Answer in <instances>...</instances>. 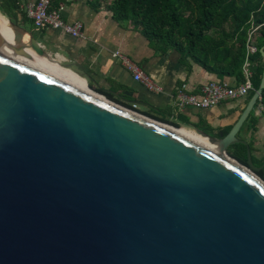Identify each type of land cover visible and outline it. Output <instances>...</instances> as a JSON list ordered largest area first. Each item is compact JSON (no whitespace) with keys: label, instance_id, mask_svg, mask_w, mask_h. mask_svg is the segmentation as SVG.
I'll return each instance as SVG.
<instances>
[{"label":"water","instance_id":"95a60500","mask_svg":"<svg viewBox=\"0 0 264 264\" xmlns=\"http://www.w3.org/2000/svg\"><path fill=\"white\" fill-rule=\"evenodd\" d=\"M1 18L0 264H264V179L238 138L264 70L226 137L197 131L216 148L65 80Z\"/></svg>","mask_w":264,"mask_h":264},{"label":"crops","instance_id":"0c3cea01","mask_svg":"<svg viewBox=\"0 0 264 264\" xmlns=\"http://www.w3.org/2000/svg\"><path fill=\"white\" fill-rule=\"evenodd\" d=\"M19 1L20 11L14 16L19 26L17 32L21 35L23 29L32 32L49 55L61 65H69L70 70L80 75L87 87L146 116L188 130H205L218 137L222 132L232 130L254 93L227 100L211 109L180 107L176 94L183 84L187 85L189 93L199 94L210 81L237 86L244 77L241 81L230 76L221 79L218 74L196 63L188 70L176 51H156L131 22H116L106 6L94 10L88 5V0H54V7L63 6L65 21H80L83 24L84 38H74L60 30L37 29L26 12L27 4L37 0ZM28 39L29 36L24 35V40ZM115 52L123 53L134 61L162 87V92H152L136 81L134 73L113 57ZM251 66L254 72L257 63L251 61ZM258 105L259 100L238 134L240 140L249 144L252 163V159L258 161L264 158V110H259Z\"/></svg>","mask_w":264,"mask_h":264},{"label":"trees","instance_id":"16d2710c","mask_svg":"<svg viewBox=\"0 0 264 264\" xmlns=\"http://www.w3.org/2000/svg\"><path fill=\"white\" fill-rule=\"evenodd\" d=\"M88 5L94 10L106 6L118 23L131 22L156 51H176L188 70L196 63L221 79L226 76L243 79L249 34L257 27L254 35L257 51L250 55V60L257 63L252 78L255 90L261 83L264 0H88ZM0 11L14 19L20 11V1L0 0ZM259 101L264 104V89ZM228 133L227 130L214 137L223 139ZM247 152L243 144L229 147L230 155L245 165ZM252 160L260 169L256 172L264 179V158Z\"/></svg>","mask_w":264,"mask_h":264},{"label":"built area","instance_id":"2783aa9c","mask_svg":"<svg viewBox=\"0 0 264 264\" xmlns=\"http://www.w3.org/2000/svg\"><path fill=\"white\" fill-rule=\"evenodd\" d=\"M63 6L54 7L52 0H37L35 3H29L26 6L28 18L39 30L53 29L60 30L74 38H84L83 24L80 21L73 23L64 20L62 15ZM257 27L253 28L249 34L248 52L243 65V81L237 86L222 81H210L205 84L199 94L189 93L187 85L183 84L178 87L176 101L180 107H193L200 110L211 109L227 100H234L243 97L255 90L252 77L253 69L251 66L250 55L257 51L254 44V35ZM113 57L118 59L121 64L134 73L136 81L141 82L150 91L161 93L162 87L146 75L138 65L128 56L120 52L113 53ZM261 100V99H259ZM259 110H264V104L259 101Z\"/></svg>","mask_w":264,"mask_h":264},{"label":"bare ground","instance_id":"6f19581e","mask_svg":"<svg viewBox=\"0 0 264 264\" xmlns=\"http://www.w3.org/2000/svg\"><path fill=\"white\" fill-rule=\"evenodd\" d=\"M0 22L2 24V31H3V34L5 35V37L8 38L9 40L13 41L14 35H13V31H12L10 25L8 24V21L4 18H1ZM48 62L56 74H58L59 76H61L65 80L69 81L70 83H72V84L82 88L83 90L89 92L85 81L82 80L77 75H75L72 71L66 70L63 66H61L59 64V62H53L51 60H48ZM182 130L191 131L198 139H201L205 142H208L209 144H211L217 148L216 144L212 143V141L209 138L205 137L204 135L200 134L199 132H197L195 130L184 129V128H182Z\"/></svg>","mask_w":264,"mask_h":264}]
</instances>
